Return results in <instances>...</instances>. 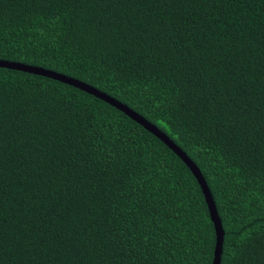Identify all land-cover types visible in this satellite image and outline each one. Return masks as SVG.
Segmentation results:
<instances>
[{
    "label": "trees",
    "instance_id": "trees-1",
    "mask_svg": "<svg viewBox=\"0 0 264 264\" xmlns=\"http://www.w3.org/2000/svg\"><path fill=\"white\" fill-rule=\"evenodd\" d=\"M0 60L127 106L195 164L220 264H264V0H0ZM201 188L107 103L0 68V264H212Z\"/></svg>",
    "mask_w": 264,
    "mask_h": 264
},
{
    "label": "water",
    "instance_id": "water-1",
    "mask_svg": "<svg viewBox=\"0 0 264 264\" xmlns=\"http://www.w3.org/2000/svg\"><path fill=\"white\" fill-rule=\"evenodd\" d=\"M0 68H5L9 70L20 71L24 73H29L33 75L42 76L48 79H52L58 81L60 83L75 87L83 92H86L95 98L107 103L108 105L112 106L116 110L122 112L132 120H134L137 124L142 126L145 130L153 134L162 143L168 147L190 170L194 178L196 179L198 185L201 188L202 194L205 199V203L207 205L209 211V217L214 227L215 232V246L213 251V260L212 264H220V257L222 253V244H223V236L224 232L222 229L221 220L218 216L215 204L213 202L212 195L207 187L205 180L203 179L200 171L195 166V164L189 159V157L177 146L175 145L165 134L160 132L155 126L150 124L146 121L143 117L139 116L127 106L123 105L122 103L118 102L117 100L105 95L104 93L96 90L95 88L86 85L78 80L66 77L61 74L54 73L52 71L43 70L41 68L27 66L21 63H13V62H6L0 60Z\"/></svg>",
    "mask_w": 264,
    "mask_h": 264
}]
</instances>
